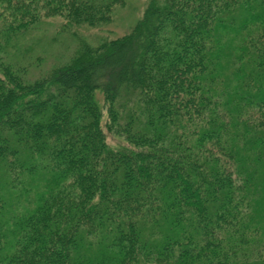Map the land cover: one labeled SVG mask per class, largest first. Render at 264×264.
<instances>
[{
    "label": "trees",
    "instance_id": "16d2710c",
    "mask_svg": "<svg viewBox=\"0 0 264 264\" xmlns=\"http://www.w3.org/2000/svg\"><path fill=\"white\" fill-rule=\"evenodd\" d=\"M125 5L0 0V264H264V0L86 39ZM53 17L78 47L32 79Z\"/></svg>",
    "mask_w": 264,
    "mask_h": 264
},
{
    "label": "rangeland",
    "instance_id": "374dc122",
    "mask_svg": "<svg viewBox=\"0 0 264 264\" xmlns=\"http://www.w3.org/2000/svg\"><path fill=\"white\" fill-rule=\"evenodd\" d=\"M126 5L115 11L112 26L103 30L89 31L86 39L96 44L103 37H120L129 32L131 26L141 18L149 0H125ZM49 22V23H48ZM48 22L39 24L34 31L23 38L25 47H30L26 58L23 60L29 69V77L34 79L50 72L55 67L62 66L68 62L78 47L77 41L61 32V19L53 17ZM39 56L41 62L34 58Z\"/></svg>",
    "mask_w": 264,
    "mask_h": 264
}]
</instances>
